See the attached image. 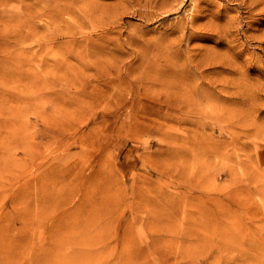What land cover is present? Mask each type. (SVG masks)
Returning a JSON list of instances; mask_svg holds the SVG:
<instances>
[{"label": "rangeland", "instance_id": "1", "mask_svg": "<svg viewBox=\"0 0 264 264\" xmlns=\"http://www.w3.org/2000/svg\"><path fill=\"white\" fill-rule=\"evenodd\" d=\"M4 1L0 264H264V0Z\"/></svg>", "mask_w": 264, "mask_h": 264}, {"label": "bare ground", "instance_id": "2", "mask_svg": "<svg viewBox=\"0 0 264 264\" xmlns=\"http://www.w3.org/2000/svg\"><path fill=\"white\" fill-rule=\"evenodd\" d=\"M10 1V0H9ZM9 1H8V3H9ZM20 1V0H19ZM42 1V0H41ZM60 1V0H59ZM3 2H5L4 0H3ZM43 2V4L42 5H40V4H35L37 7H33L32 8V6L31 5H24V4H22V5H24V6H22V5H18L19 7H17V9H19V10H21V11H27L28 13H31V12H35V11H33L34 9L36 10V11H42V10H44V11H48L49 12V14L51 13V14H58L59 13V15H60V12H62V10H65V9H67L66 7H63V6H61L60 4H58V3H56L57 1H55V0H44V1H42ZM206 2V1H205ZM1 3H2V1H1ZM6 3V2H5ZM33 6H34V4H32ZM84 8V7H83ZM33 9V10H32ZM89 9V8H88ZM47 12V13H48ZM66 12V11H65ZM88 12V11H87ZM57 16V15H56ZM181 25V24H180ZM168 55V54H167ZM169 57V56H168ZM171 59V58H170ZM153 60V59H152ZM168 63V62H167ZM168 65V64H167ZM157 67V66H156ZM145 68V67H144ZM180 71V70H179ZM181 79V78H180ZM28 153V152H27Z\"/></svg>", "mask_w": 264, "mask_h": 264}]
</instances>
